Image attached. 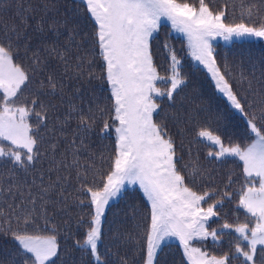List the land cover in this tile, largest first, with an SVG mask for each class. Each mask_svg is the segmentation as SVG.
<instances>
[{
  "label": "snow or ice",
  "instance_id": "6c2138e0",
  "mask_svg": "<svg viewBox=\"0 0 264 264\" xmlns=\"http://www.w3.org/2000/svg\"><path fill=\"white\" fill-rule=\"evenodd\" d=\"M9 9H13L11 22L0 17V158L27 172L49 155V171L76 169L78 195L69 204L60 181L70 177L49 178L45 185L42 173L38 196L29 190L27 204L9 205L8 212L0 207V237L8 243L0 247V264H130V260L131 264H166L161 254L170 239L179 241L187 264H264V55L256 59L241 53L230 60L225 54L218 59L212 43L217 38L264 40V0L252 4L240 0L239 23L226 22L229 4L213 10L206 0L198 4L189 0H0V12ZM245 18L253 22L246 23ZM162 21L187 38L193 60L206 69L229 108L243 118L246 140L237 139L230 113L217 108L197 86L191 87V94L184 92L189 78L167 39L160 49L168 74H159L153 41ZM86 48L99 57V73L92 69ZM52 60L63 68L59 77ZM94 80L107 86V107L96 103L95 97L84 106L82 89ZM66 90L71 97L60 113ZM72 97H79L81 104L73 103ZM73 119L77 126L70 142L71 163L57 160L58 139L42 153L41 129L56 137L59 127L63 136ZM101 122L99 135L115 133L112 152L100 153L99 167L93 163L81 170L76 140L82 147L83 137ZM193 123L199 129L194 139L209 146L206 158L222 164L229 159L240 162L243 183L238 189L230 190L236 182L231 175L223 190L213 188L202 194L186 183V179L193 185L211 179L198 158L187 177L183 170L189 164L180 165L183 156L178 149L185 150L183 137ZM4 183L0 176V193L12 195L13 187L20 191L19 184L10 182L5 189ZM131 185L139 186L147 206L142 211L140 205L128 202L117 208L113 221L122 212L134 222L133 230L109 227L117 251L105 245L101 252L107 211ZM58 186L59 199H45ZM234 195L236 208L244 212L243 222L238 217L229 222L217 211ZM214 196L219 198L207 203ZM50 202L61 205V223L53 222L55 213L49 215ZM74 208L79 211L73 213ZM213 218L223 223L210 229ZM209 238L217 245L227 240L228 250L212 254L194 246ZM120 247L126 249L123 254Z\"/></svg>",
  "mask_w": 264,
  "mask_h": 264
},
{
  "label": "trees",
  "instance_id": "16d2710c",
  "mask_svg": "<svg viewBox=\"0 0 264 264\" xmlns=\"http://www.w3.org/2000/svg\"><path fill=\"white\" fill-rule=\"evenodd\" d=\"M189 2H195L198 4V0H189ZM260 0H245V3L252 4L258 3ZM206 3H209V6L213 8V10H218L222 5L229 4V13L228 18L226 20L227 23H239L240 21V0H206ZM235 5V10L233 11L232 5ZM0 17L3 18L4 21L11 22V18L13 17V9H9L4 12H0ZM253 19H256L253 17ZM246 23H252V20L245 18ZM89 26L85 27V31H87ZM156 39L153 41V52L154 59L156 64L158 65V70L160 75H167L166 67L167 64L164 59V54L160 49V44L167 39L169 44L177 53L178 59L182 62V71L189 78V87L184 90V92L191 94V87L193 85L197 86L200 91L204 94L205 98H211L214 105L224 111L230 113L229 120L234 125V130L238 133L237 139L246 140L243 137V132L245 128V123L243 118L239 113L231 110L227 105L225 98L214 89L213 82L211 81L210 76L207 71L200 65H197L193 62L192 58L187 52V47L185 40L175 34L170 30V25L167 22H162V26L160 31L155 34ZM214 48L216 49V53L218 59L223 57L225 54H228L229 59L238 58L241 53L243 54H251L254 58L259 59L262 55H264V40L261 39H251L244 41H232L229 43H222L220 41L214 43ZM87 54V58L93 60L92 69L97 73L100 72V60L98 56H94L90 48H86L84 50ZM52 66L56 71L57 77L61 75L63 72V68L58 65L57 61L52 60ZM246 70H247V66ZM259 75V72H257ZM75 83V82H73ZM34 86V85H33ZM158 87L166 88L168 85L163 83H158ZM255 86V85H254ZM82 94L84 97V106L86 108L87 101L93 97L96 98L95 102L100 104L102 107H107L109 101L105 99V96L108 95L107 86H101V82L99 80L92 81L91 85L85 84V87L82 89ZM25 95H29L26 91ZM183 95V93H181ZM71 97V93L66 90L65 95V103L60 105L59 112L63 113L68 106V100ZM72 102L80 105L81 99L79 97H72ZM23 97H21V101ZM58 105L60 104L59 99L57 98ZM62 118V117H61ZM107 118V117H105ZM54 117L49 119L48 121V129H51L53 126ZM32 123L35 125V119L32 120ZM77 121L75 119L71 120V122L63 129V136L60 135L61 129L57 127L56 129V137H53L52 133L48 130L41 129V134L45 136V140L41 143V152H45L49 143H51L54 139H58V148L56 151L57 160H66L68 163H71L73 160V148L70 146V142L73 139V133L76 130ZM102 127V122L98 123L96 127L90 134H87L83 137V146H80V139L77 138L76 146L78 147L77 158L79 159V163L81 166V170H83L87 165L95 163L97 167L100 166V161L98 159L101 152L104 153L105 156L111 154L113 146H114V131L110 136L102 137L99 135V130ZM198 127L195 123H193L188 131L185 133L183 140L185 144V150L180 151L178 149V154L183 156V160L180 161V165L189 164L187 169H184V173L187 175L191 172V164L195 163L197 158L201 170L205 172V174H210V180H198L195 185L192 184L190 180L186 179V183L189 186H193L194 190L198 193H203L204 191H210L213 188L218 190H223V185L227 181V177L231 175L233 179L236 181L232 185V189H238L243 183V177L241 174L242 165L238 160L229 159L225 163H220L219 161H213L211 158H206L207 152L210 150L209 146L206 142H198L194 139L196 131H198ZM173 134L175 133V128L172 129ZM254 138V137H253ZM177 140H180V137H177ZM189 142H191L192 154L191 157L187 152V146H189ZM4 158H0V176L4 177L5 183L3 187L7 189L8 183L19 184L20 191H17L15 187H13V194L9 195L7 191L0 193V207H3L4 212H8L9 205L15 206L21 203L27 204L29 199V190H31L32 196L36 197L40 193V184H41V174L43 173V181L44 184L47 185L51 181H55L57 176L60 177H70L69 180H61L60 183L65 188V195L68 196V203L71 204L72 200L77 197L78 193L75 191L77 187V181L75 179L76 169H60L59 171H49L51 167V163L49 160V155H43L41 160L35 164L34 167H30L27 172L14 167L11 163H4ZM107 165L105 164V167ZM11 174V175H10ZM50 178V179H49ZM91 176H89V180ZM35 180V183H33ZM59 186L56 190L51 191L45 199L50 201H56L59 199ZM22 193V195H21ZM219 196H214L212 199H209L207 203H212L213 200L218 199ZM238 196L234 195L231 201L225 203L223 208H218L217 211L221 213V216L224 219H227L229 222H235L237 217L241 222L244 221L245 216L243 210H238L236 208V201ZM128 202H134L141 206V210L147 206L146 198H144L143 194L137 187H126L124 190V194L117 200L114 201L106 215L105 219V232L106 235L104 237L103 242L100 245L101 252L104 251L105 245H108L112 248V251H117V246L111 240V232L108 231L109 227L115 231L116 228H119L121 231L125 230H133L134 222L130 218H125L124 214L121 212L119 216L113 221V212L117 208H123L124 205ZM207 207V204H204ZM30 208L31 205H28ZM41 207V201L37 200L36 208L39 210ZM61 205L49 203L47 207V211L49 215L55 213L54 221L56 223H61L64 219L62 213H60ZM19 212V209H16ZM73 213L78 212V209H72ZM39 223L43 224V221H39ZM220 223H223V219L213 218L209 223V228H215ZM5 226H7L5 224ZM13 227H15V222L13 220ZM76 238H81L78 236ZM235 243V241H233ZM194 245L197 247H201L203 250L208 251L212 254H220L222 251L228 250V242H225L222 245H217L212 240L208 239L204 242H194ZM7 241L0 237V247H7ZM121 254L124 253L126 249L120 247ZM131 251H128V255L131 256ZM162 261H166V264H187V260L183 257V249L177 241H166L165 246L163 247V253L161 254ZM87 260V258H85ZM131 264V260H130Z\"/></svg>",
  "mask_w": 264,
  "mask_h": 264
},
{
  "label": "rangeland",
  "instance_id": "374dc122",
  "mask_svg": "<svg viewBox=\"0 0 264 264\" xmlns=\"http://www.w3.org/2000/svg\"><path fill=\"white\" fill-rule=\"evenodd\" d=\"M162 22H167V21H162ZM168 24H169V22H167ZM170 25V24H169ZM175 34H177V35H179V36H181L184 40H185V43H186V47H187V38L183 35V34H181V33H178V32H176V31H173ZM218 41H220V42H222V43H229V42H225V41H223L222 39H220V38H217L216 40H214L212 43H213V47H214V43H216V42H218ZM187 52H188V54L190 55V57L192 58V56H191V54H190V52L188 51V48H187ZM192 60H193V58H192ZM193 62L194 63H196L197 65H200L198 62H196V61H194L193 60ZM200 66H202V65H200ZM203 67V66H202ZM204 68V67H203ZM206 70V69H205ZM126 187H137L138 189H139V186L138 185H131V186H126ZM140 190V189H139ZM141 191V190H140ZM141 193H142V191H141ZM143 194V193H142ZM205 207V206H204ZM210 240H211V238H209ZM168 241H177V242H179L178 240H176V239H170V240H168ZM195 246V245H194ZM197 247V246H196Z\"/></svg>",
  "mask_w": 264,
  "mask_h": 264
}]
</instances>
